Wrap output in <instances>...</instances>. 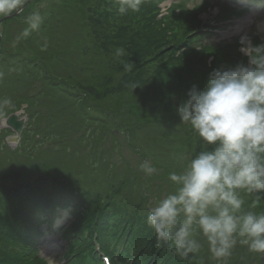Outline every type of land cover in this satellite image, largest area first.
I'll list each match as a JSON object with an SVG mask.
<instances>
[{
  "label": "trees",
  "instance_id": "1",
  "mask_svg": "<svg viewBox=\"0 0 264 264\" xmlns=\"http://www.w3.org/2000/svg\"><path fill=\"white\" fill-rule=\"evenodd\" d=\"M48 3L40 29L28 37L21 33L32 8L4 21L15 22L18 30L4 29V24L1 28L0 47L5 43V48L0 49V99L11 101L4 112L26 104L28 123L36 121L34 132L40 138L34 140L33 134L29 141L26 129L20 143L27 145L12 151L4 139L0 141L6 167L18 179L10 184L0 179V264H46L35 255L37 242L53 230L63 212L70 215L69 224L57 230L65 242L59 252L64 264H103L96 242L115 264H221L211 258L202 237L201 250L182 259L160 243L146 223L149 200L144 191L156 189L150 182L168 177L182 151L199 150L204 143L188 125L180 124L175 111L192 85L200 86L182 77L180 69L204 52L188 54V60L162 52L170 46L163 43L169 26L180 17L186 19L190 12L153 21L155 10L148 6L156 8L149 1H143L139 12L124 15L117 11L118 0ZM117 49H123V54L117 56ZM101 59L117 69L113 80L104 74L101 81H94L87 74L88 64ZM234 60L242 61L238 51ZM168 64L177 71H171ZM149 66L154 70L149 71ZM101 90L103 103H113L110 106L115 108L126 105L129 122L119 133L126 128L128 141L141 149L137 164L107 155L118 144L111 143L112 131L88 105L101 97ZM111 113L118 115L117 111ZM89 132L93 135L87 141ZM45 142L48 150L44 155L52 152L53 156L41 160L40 147ZM86 145L82 164L73 170L54 162L60 158L70 164L78 161V150ZM36 156L41 158L37 161ZM144 160L157 169L155 174L145 176L140 171ZM146 182L148 189L143 188ZM241 195L245 210L253 204L252 211H264V193ZM227 264H264V256L258 259L257 253L238 243Z\"/></svg>",
  "mask_w": 264,
  "mask_h": 264
},
{
  "label": "clouds",
  "instance_id": "2",
  "mask_svg": "<svg viewBox=\"0 0 264 264\" xmlns=\"http://www.w3.org/2000/svg\"><path fill=\"white\" fill-rule=\"evenodd\" d=\"M142 3L118 0L117 11L139 12ZM20 4L0 0V12ZM44 6L25 17L22 37L40 29ZM237 43L246 63L214 68L203 88L192 85L175 109L180 124L204 143L183 156L180 172L168 174L171 191L160 198L148 195L146 223L182 259L201 250V237L211 258L221 264H227L238 243L264 254V211L245 210L241 195L264 193V41L254 43L245 34ZM123 51L117 49L116 55ZM10 104L0 99V117ZM139 169L145 176L157 172L149 160Z\"/></svg>",
  "mask_w": 264,
  "mask_h": 264
},
{
  "label": "rangeland",
  "instance_id": "3",
  "mask_svg": "<svg viewBox=\"0 0 264 264\" xmlns=\"http://www.w3.org/2000/svg\"><path fill=\"white\" fill-rule=\"evenodd\" d=\"M27 0H21V4L17 8H12L7 10L6 12H0V17L8 16L15 12L22 4H24ZM50 0H34L26 4L25 8H32L33 10L37 9L38 6H41L42 4L45 5L42 9V15L43 19L47 15L50 8V4L48 3ZM116 1V0H115ZM143 1H149L150 5L154 6L156 9H152L151 6H148V9L155 10V13L153 14V21H159L163 19L164 17L169 16L170 18H175V13L178 14L180 12H183L182 14L186 15L188 12H190V15L185 17H180L176 20V24L170 25L169 29L166 32L165 35V41L163 43L170 45L169 47H165L162 52H165L170 57H178V56H184L188 60L190 57L188 54H195L199 52H204L203 56H201L198 59L187 61V67L181 68L180 71L182 73V77L185 79H188L190 82H195L199 84V88H203L204 83L207 79V76L210 72V70H213L214 68H217L221 65H233L235 64L234 56L237 57V51L240 53L242 61L246 63V57L239 51V45L237 43L239 37L241 35H249L254 43H260L264 41V0H143ZM248 1L251 3L248 7L241 6L242 4H245V2ZM241 3V4H238ZM36 4V5H35ZM231 7V8H245L244 12L249 11L245 14L244 12H241L240 17L233 19L230 22L221 23L219 21H222L224 17L223 10L218 11L217 8H224L225 6ZM237 5H240L238 7ZM217 6V8H216ZM24 8V9H25ZM227 8V7H225ZM218 12V13H217ZM174 14V15H171ZM219 15L218 20H214L213 17ZM155 18V20H154ZM9 20V19H8ZM162 21V20H161ZM160 21V22H161ZM191 23L189 27H186V24ZM4 29H12L16 30V23L13 21H9L8 23H4ZM18 30V29H17ZM187 30L183 35H179V32H183ZM2 38V35H1ZM236 43V46H233ZM0 49L5 48V43L1 45ZM9 60V59H8ZM91 61L88 66L89 70L87 71V74H89V77L96 81L97 79H100L105 74L107 77H110L112 80L114 79V75L117 72V69H115L114 65H111L109 61L106 59H101L99 61H96L93 63ZM169 65V64H168ZM171 71L176 70L173 66L169 65ZM209 68H207V67ZM154 66H149L148 70L152 71L154 70ZM177 71V70H176ZM86 74V75H87ZM120 74V72H119ZM187 78H186V77ZM121 77V76H120ZM105 97L102 94L101 90V97L98 98L94 103H90L88 105H92V109L90 111H95V114L97 115L99 113V118H101L105 124L108 131H112L113 135H111V143L114 145V142L118 144L117 148H115L111 152H108V157L112 156V158H119L118 156H122L125 158V162H131L132 164H137L140 161V155L141 149L139 148L138 144L136 142H132L130 139L128 141L129 134L125 131L122 133H119L120 127H126L129 120H127L126 117V105L119 104L122 108H115L110 106L113 103H106L102 102L104 101ZM125 102L127 100V96H124ZM88 100H90L88 98ZM93 101V100H90ZM108 105L110 109L105 107ZM117 109V110H116ZM112 111H117L118 115L116 117L112 116ZM21 114H24L21 113ZM178 119L179 116H177ZM29 121V119H28ZM36 124V121H33L31 123L26 124L27 133L26 137L29 141L32 140V136L34 134V140L38 141L40 137L38 135H35L34 132V126ZM4 130H0V141L4 139L9 135V132ZM90 131V130H89ZM91 132L89 134L87 133V137L85 138L87 141L88 138L91 137ZM127 135V136H126ZM73 137L70 136V140L72 141ZM6 142V141H5ZM18 143V145L14 147H7L8 150H15L17 147L26 146ZM41 142L39 143V145ZM46 142L43 144L41 148V152L43 153L42 158L39 156H36V160L41 158V160H46V156H53V153L51 152V155H44L46 147ZM85 145V144H84ZM76 146V145H74ZM35 151H39V147H37V144L34 145ZM79 159L78 161L73 160L71 161L72 164L69 163L68 160H63L62 158L58 159V161H53L64 170H73L74 166L82 164L83 157L86 155L88 151V146L86 145L83 148H79ZM191 149L182 151L180 154V158L176 161L175 164H173L170 168L171 171L180 172L183 167V156L190 152ZM5 150L2 148L0 143V179H6L7 184H10L11 182H18V179H16L14 176V173L11 171V168L6 167L7 162V156L4 154ZM32 154H34L32 152ZM32 157H35L32 155ZM120 159V158H119ZM25 160V159H24ZM115 160V159H114ZM40 163H42L40 161ZM28 165V163L26 164ZM23 167H21L22 169ZM11 175V176H10ZM148 181V180H147ZM152 183L151 186L153 188H156L154 191H147L146 193L147 201H148V195L150 194L152 197L160 198L163 195L167 194L169 191L172 190V185L170 181L168 180V177L160 178L159 182H150ZM143 188L148 189V184L143 183ZM150 188V186H149ZM149 203V202H148ZM147 203V204H148ZM251 208H248L246 210H255V206L252 204L250 206ZM70 219V215L66 212H63V217L59 220H56L54 223V226L57 228H63L68 225ZM52 227V229H53ZM54 228V229H55ZM53 229V230H54ZM55 229V230H56ZM53 230L48 231L43 234V236L40 237L39 241L37 242L36 246V257H39L43 259L46 264H64L65 261L61 258V248L65 246L64 240L60 238V231H57L54 233ZM57 255V256H56ZM264 254L257 253V258L260 259Z\"/></svg>",
  "mask_w": 264,
  "mask_h": 264
},
{
  "label": "water",
  "instance_id": "4",
  "mask_svg": "<svg viewBox=\"0 0 264 264\" xmlns=\"http://www.w3.org/2000/svg\"><path fill=\"white\" fill-rule=\"evenodd\" d=\"M31 1H33V0H27L15 12H13L12 14H10L6 17L1 18L0 24L4 19L12 18V17L16 16L17 14H19L24 9L26 4L31 2ZM20 113H22V110L11 113L6 117L0 118V129L8 128L13 132L12 135H9L5 138V141H6L7 145L14 147V148L19 142L20 133H21V131L24 127V124L26 122V116H21L19 118Z\"/></svg>",
  "mask_w": 264,
  "mask_h": 264
}]
</instances>
